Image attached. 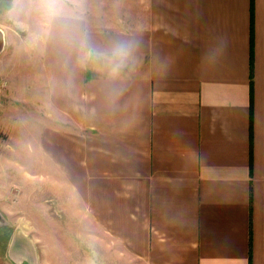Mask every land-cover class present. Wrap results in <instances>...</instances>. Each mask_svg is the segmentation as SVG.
<instances>
[{
	"label": "crops",
	"instance_id": "obj_1",
	"mask_svg": "<svg viewBox=\"0 0 264 264\" xmlns=\"http://www.w3.org/2000/svg\"><path fill=\"white\" fill-rule=\"evenodd\" d=\"M28 1L0 77L54 170L33 210L85 217L54 260L264 264V0ZM15 246L0 264H46Z\"/></svg>",
	"mask_w": 264,
	"mask_h": 264
},
{
	"label": "rangeland",
	"instance_id": "obj_2",
	"mask_svg": "<svg viewBox=\"0 0 264 264\" xmlns=\"http://www.w3.org/2000/svg\"><path fill=\"white\" fill-rule=\"evenodd\" d=\"M11 5L12 0H0V25H4V28H7L9 32L6 53H12L18 46V42L21 41L24 33L18 25H22L23 21L32 23L39 15L38 4L28 0H17L14 15L9 13ZM1 26L0 28L4 29ZM4 59L5 55L0 60L2 70ZM26 60V57L23 60L21 57L18 64L21 62L26 64ZM38 61V58L32 57L29 64H32L33 68H37ZM10 62L11 64L15 63L12 59ZM10 91L8 83L1 75L0 253H7L8 246L14 238L17 240V246H15L13 254L20 260L32 262V257L35 256L41 261L42 256L43 260H46V264H61L54 259H63V256L71 250L73 253L72 245L75 239L83 245L80 253L85 254V242L81 238L84 239L86 233L69 230L70 225L85 224V217L38 215L35 213L36 210H33L43 196L53 197L52 183L47 180V177H53L54 170L53 168L44 169L40 166L39 157H37L35 149L32 150L36 146V135L33 134V131L34 133L37 131V121L22 118L20 86L15 89V96H12ZM37 190L40 195L38 198L36 197ZM53 202L52 199L48 201L47 208L51 213L54 209ZM60 224L65 225L66 228L63 227L60 230ZM104 251H106L105 254H109V248H105ZM64 264L84 263L72 261Z\"/></svg>",
	"mask_w": 264,
	"mask_h": 264
},
{
	"label": "clouds",
	"instance_id": "obj_3",
	"mask_svg": "<svg viewBox=\"0 0 264 264\" xmlns=\"http://www.w3.org/2000/svg\"><path fill=\"white\" fill-rule=\"evenodd\" d=\"M58 2L59 0H44V12L49 18H54L59 14Z\"/></svg>",
	"mask_w": 264,
	"mask_h": 264
},
{
	"label": "water",
	"instance_id": "obj_4",
	"mask_svg": "<svg viewBox=\"0 0 264 264\" xmlns=\"http://www.w3.org/2000/svg\"><path fill=\"white\" fill-rule=\"evenodd\" d=\"M6 45H7L6 32L4 29L0 28V56L5 51Z\"/></svg>",
	"mask_w": 264,
	"mask_h": 264
}]
</instances>
